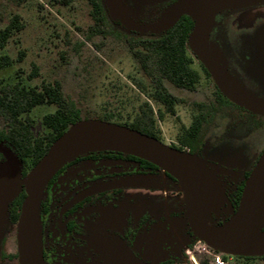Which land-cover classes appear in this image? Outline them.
I'll use <instances>...</instances> for the list:
<instances>
[{
    "label": "flooded vegetation",
    "instance_id": "obj_1",
    "mask_svg": "<svg viewBox=\"0 0 264 264\" xmlns=\"http://www.w3.org/2000/svg\"><path fill=\"white\" fill-rule=\"evenodd\" d=\"M180 1L170 0L162 8L170 10ZM246 1L232 0L230 5L222 6L213 27L217 37L213 42L211 35V43L223 57L230 84L242 95L262 100L264 1ZM127 9L132 18L139 13L143 15L138 20L143 26L158 19L149 18L154 16V4L145 6L143 13L132 5ZM118 21L128 33L156 35L130 31ZM216 62L219 66L223 64L217 58ZM216 112L256 115L235 104ZM160 137L162 143L191 155L192 150L178 138L167 144L162 133ZM202 151L203 144L193 156L206 160ZM263 155L264 150L250 170L237 172L236 177L224 176L229 214L216 226L237 211L240 202L237 207L232 202L237 186L245 174L253 172ZM3 161L4 157H0V163ZM7 215L8 228H16L17 224L9 219V208ZM39 223L44 264H192V259L201 264L206 257L224 255L209 248L193 233L184 193L172 175L148 161L117 151L89 152L63 165L46 185ZM4 232L0 236V264H19L17 234L15 240L12 232V236ZM9 239L12 252L7 251ZM198 244L204 246L206 253L198 252ZM253 258L261 257H226L228 264L264 262Z\"/></svg>",
    "mask_w": 264,
    "mask_h": 264
},
{
    "label": "rangeland",
    "instance_id": "obj_2",
    "mask_svg": "<svg viewBox=\"0 0 264 264\" xmlns=\"http://www.w3.org/2000/svg\"><path fill=\"white\" fill-rule=\"evenodd\" d=\"M67 1L0 0V29L5 28L14 16L20 18L23 26L0 53L14 60L12 67L0 72V79L12 82L19 75L30 86H40L43 81H59L64 92L81 110L84 120L104 121V113H113L118 119L126 121L140 102L148 101L147 96L134 86L132 79L141 78L145 82L147 80L123 42L100 37L86 42L85 32L93 24L90 6L84 0ZM168 1L170 0H104V4L112 21L120 20L128 30L138 31L134 28L142 29L143 25L138 20L143 18V15L139 13L137 17L132 18L127 6L132 5L138 12L143 13L145 6L154 4V16L149 18L158 19H155L154 23L144 25L153 26L162 23L170 12L169 9L162 8ZM227 5H230V2L225 4ZM211 35L212 41L215 42L216 28H213ZM79 42H84L85 46L76 51ZM100 43H103V46L98 50L95 45ZM190 51L196 57L191 49ZM33 66L38 67L39 77L30 81L28 76L33 72ZM196 66L199 67L197 64ZM201 72L202 80L195 92L170 87L172 93L183 99L184 103L176 107L174 116L166 115L163 121L158 122L167 144L176 142L183 130L190 126L192 117L198 112L195 104L213 101L214 84L202 70ZM255 100L264 103V99ZM151 103L157 111L159 106ZM52 109L43 106L33 111L37 135L46 132L42 117ZM214 122L216 126L209 127L203 138L202 154L206 160L196 157L208 163L212 171L215 170L213 166L222 169L215 170L214 174L217 207L213 208L208 196L205 199L206 221L211 226H216L229 214L224 176L236 177L237 172L250 170L264 150V116L251 115L248 112H219ZM112 123L117 124L118 121L113 120ZM2 152L5 154L2 163L9 162L12 159L11 154L3 149ZM258 163L264 164V155ZM7 214L6 209L0 210V236L6 230L4 234L9 233L8 235L12 236L13 233L16 240L17 227L8 228ZM10 243L9 239L8 252L13 250L9 246ZM196 247L198 252L206 253L204 246L198 244ZM254 264L264 262L258 260Z\"/></svg>",
    "mask_w": 264,
    "mask_h": 264
},
{
    "label": "water",
    "instance_id": "obj_3",
    "mask_svg": "<svg viewBox=\"0 0 264 264\" xmlns=\"http://www.w3.org/2000/svg\"><path fill=\"white\" fill-rule=\"evenodd\" d=\"M232 0H182L170 9L165 20L157 25L134 29L143 33L160 34L172 28L183 15L190 16L195 28L188 39L189 48L211 76L219 91L233 104L264 116V103L242 95L230 84L220 51L211 43V34L218 12ZM264 0H247V3ZM221 61L222 66L216 62ZM11 154L9 162L0 163V210L9 205L24 188L17 223L19 264H44L39 223V209L46 185L66 163L93 151H117L133 155L163 168L180 184L184 193L188 219L193 233L209 248L225 255L264 256V164L258 163L245 183L239 207L229 220L211 226L205 217V199L217 207L215 193L216 171L209 164L186 152L174 149L161 141L112 122L82 120L69 127L49 148L47 154L26 175L21 176L18 158ZM18 174V177H16ZM227 201V198H226Z\"/></svg>",
    "mask_w": 264,
    "mask_h": 264
},
{
    "label": "trees",
    "instance_id": "obj_4",
    "mask_svg": "<svg viewBox=\"0 0 264 264\" xmlns=\"http://www.w3.org/2000/svg\"><path fill=\"white\" fill-rule=\"evenodd\" d=\"M84 1L90 6V17L93 22L85 32V41L90 42L100 37L114 38L123 42L147 80L145 82L141 78H133L132 83L139 92L147 96L149 101L140 102L126 121L118 119L113 113H104L103 120L105 122L117 120L118 125L126 126L161 141L158 122L163 121L166 115L174 116L176 107L184 103L183 99L172 93L170 87L195 92L202 80L201 70L213 82L209 73L191 53L188 46V39L196 22L190 16L183 15L166 32L156 35L131 34L123 30L118 20L110 19L104 0ZM22 28L20 18L14 16L5 28L0 29V53L6 49L13 35ZM84 46V42H79L76 51ZM102 46L103 43L95 45L98 50ZM13 65L12 58L6 54L0 55V72ZM38 70V67L33 66V72L28 76V80L33 81L39 77ZM214 87L213 101L195 104L198 112L192 117L190 127L184 129L178 136V141L192 150L191 155L203 144L207 129L215 124L214 120L219 113L216 111L226 105L234 106L215 84ZM151 102L159 106L157 111L154 110ZM43 106L53 109L42 117V125L46 132L37 135L36 120L32 113ZM0 120V144L18 158L21 165V176L24 178L47 154L51 145L70 126L84 118L74 100L64 92L59 81H43L40 86H30L23 77L17 75L15 81L12 82L0 79ZM0 157H4L3 154L0 153ZM249 176L250 173L245 174L237 186L232 199L235 207L241 200L245 182ZM25 198L26 192L22 188L11 202L9 219L12 224H17ZM223 257L226 258L224 255ZM253 259L264 260V256ZM200 262L201 264H212V259L206 257Z\"/></svg>",
    "mask_w": 264,
    "mask_h": 264
},
{
    "label": "built area",
    "instance_id": "obj_5",
    "mask_svg": "<svg viewBox=\"0 0 264 264\" xmlns=\"http://www.w3.org/2000/svg\"><path fill=\"white\" fill-rule=\"evenodd\" d=\"M192 260L194 264H198L194 259ZM212 264H228V261L223 257V255L217 254L212 258Z\"/></svg>",
    "mask_w": 264,
    "mask_h": 264
},
{
    "label": "bare ground",
    "instance_id": "obj_6",
    "mask_svg": "<svg viewBox=\"0 0 264 264\" xmlns=\"http://www.w3.org/2000/svg\"><path fill=\"white\" fill-rule=\"evenodd\" d=\"M163 169V168H162ZM164 170V169H163Z\"/></svg>",
    "mask_w": 264,
    "mask_h": 264
}]
</instances>
